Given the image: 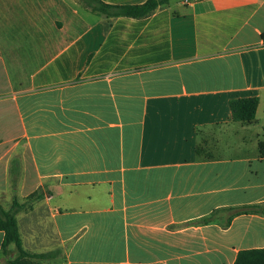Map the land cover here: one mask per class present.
<instances>
[{
    "label": "crops",
    "instance_id": "0c3cea01",
    "mask_svg": "<svg viewBox=\"0 0 264 264\" xmlns=\"http://www.w3.org/2000/svg\"><path fill=\"white\" fill-rule=\"evenodd\" d=\"M263 32L264 0H170L142 19L0 0V195L17 175L45 196L63 255L42 264H235L264 248L263 214L203 222L264 206ZM253 97L255 123L234 121L231 102Z\"/></svg>",
    "mask_w": 264,
    "mask_h": 264
},
{
    "label": "trees",
    "instance_id": "16d2710c",
    "mask_svg": "<svg viewBox=\"0 0 264 264\" xmlns=\"http://www.w3.org/2000/svg\"><path fill=\"white\" fill-rule=\"evenodd\" d=\"M83 2L85 7L97 14L105 15L109 18L118 17H130L135 19L146 18L158 9L165 7L169 4L170 0H147L143 4L139 5H111L107 4L101 0H80ZM264 42V32L261 35ZM259 106V99L257 97L247 98V99H237L231 102V110L233 115V120L236 122H241L243 124L251 125L256 121L257 110ZM260 156L264 158V141L259 144ZM200 153V150H199ZM38 195H32V197ZM41 195V194H39ZM42 196V195H41ZM30 197V198H32ZM20 207V205L15 201L13 203V208ZM230 213L228 222L225 226H228L233 218L241 214H263L264 206L255 205L249 207V209H226L215 211L209 217L203 219L204 223H210L217 220L219 213ZM0 230L5 234V240L2 246L3 255L8 256L6 258L5 264H41L42 256L38 254H32L28 252L22 242L21 234L19 231L18 220L13 212V210H6L0 205ZM13 246L12 256L9 248ZM235 264H264V248L262 249H252L241 251L237 257Z\"/></svg>",
    "mask_w": 264,
    "mask_h": 264
},
{
    "label": "rangeland",
    "instance_id": "374dc122",
    "mask_svg": "<svg viewBox=\"0 0 264 264\" xmlns=\"http://www.w3.org/2000/svg\"><path fill=\"white\" fill-rule=\"evenodd\" d=\"M203 140L208 148L217 143L214 137ZM12 180L14 190L0 195V205L6 210H13L24 248L32 254L41 255L42 263L61 258L63 249L59 245L45 196L42 197L39 193L29 198L27 193L20 192V177L15 175ZM15 201L20 207L12 209Z\"/></svg>",
    "mask_w": 264,
    "mask_h": 264
}]
</instances>
